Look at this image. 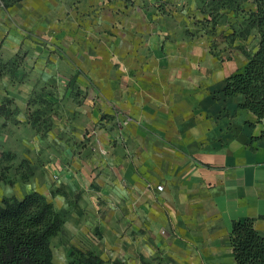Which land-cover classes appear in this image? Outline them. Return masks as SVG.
<instances>
[{
	"label": "crops",
	"instance_id": "obj_1",
	"mask_svg": "<svg viewBox=\"0 0 264 264\" xmlns=\"http://www.w3.org/2000/svg\"><path fill=\"white\" fill-rule=\"evenodd\" d=\"M204 2L0 9V60L22 59L0 79V104L10 101L0 203L36 192L52 204L63 222L53 264L88 253L103 264H236L233 222L253 220L264 237L263 126L243 95L223 93L248 63L245 39L233 34L230 54H216L191 22L208 20ZM34 95L45 104L29 107ZM36 110L46 132L30 122Z\"/></svg>",
	"mask_w": 264,
	"mask_h": 264
},
{
	"label": "trees",
	"instance_id": "obj_2",
	"mask_svg": "<svg viewBox=\"0 0 264 264\" xmlns=\"http://www.w3.org/2000/svg\"><path fill=\"white\" fill-rule=\"evenodd\" d=\"M24 0H0V9H8ZM214 10L230 6L231 0H222ZM215 3V0H210ZM252 8L247 14L245 30L239 35L247 39L252 29H256L257 49L248 55V63L242 72L226 80L223 93L226 97L238 94L244 96V109L254 114L263 126L260 139H264V0H251ZM226 4V5H225ZM243 26L244 23H241ZM22 61L15 56L7 62L0 60V79L11 76ZM45 104L41 96H32L28 106ZM9 100L0 104V116L10 115L6 108ZM45 110L29 114L31 124L39 131L46 132L50 125L43 119ZM41 121L40 124H38ZM5 179V169H0V181ZM62 218L53 206L36 192L24 195L21 200L4 198L0 203V264H53L50 242L62 229ZM230 242L236 264H264V237L254 229L253 220L232 223ZM82 264H103L90 253L82 255Z\"/></svg>",
	"mask_w": 264,
	"mask_h": 264
},
{
	"label": "rangeland",
	"instance_id": "obj_3",
	"mask_svg": "<svg viewBox=\"0 0 264 264\" xmlns=\"http://www.w3.org/2000/svg\"><path fill=\"white\" fill-rule=\"evenodd\" d=\"M215 1L216 4L214 2L211 3L209 0H205L204 6L202 3L199 4L200 9L205 11V18L208 20L204 21L202 24H197L201 21H199V17H194L191 18V22L195 25V28L197 26L200 29L202 26H206V28L208 29V35L210 37L211 46L216 54L223 53L224 49L226 48L227 53L230 54L228 48L231 47H229V43L233 42V40L231 41V37H234L233 34H235V36H239L241 34V31L243 32L245 30V22L247 19V14L249 13V11H251L252 2L251 0H231V3L229 4L230 6H225L227 14H223L224 12L220 14V10H214V8H216L217 5L219 6V3L223 1ZM241 23H244V25L242 26ZM257 38L258 34L256 29H252L247 35V39H245L244 43H242L241 47L244 49L243 54L247 57L248 55L256 51ZM224 42L227 45L222 46L219 49L218 47L221 46V44ZM227 53L222 55L228 56ZM3 168L4 167L0 169Z\"/></svg>",
	"mask_w": 264,
	"mask_h": 264
},
{
	"label": "built area",
	"instance_id": "obj_4",
	"mask_svg": "<svg viewBox=\"0 0 264 264\" xmlns=\"http://www.w3.org/2000/svg\"><path fill=\"white\" fill-rule=\"evenodd\" d=\"M157 190H158V191H161V190H162V187H160V186L157 187Z\"/></svg>",
	"mask_w": 264,
	"mask_h": 264
}]
</instances>
